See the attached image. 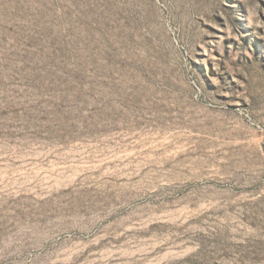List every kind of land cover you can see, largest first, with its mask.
Returning <instances> with one entry per match:
<instances>
[{
    "label": "rangeland",
    "instance_id": "obj_1",
    "mask_svg": "<svg viewBox=\"0 0 264 264\" xmlns=\"http://www.w3.org/2000/svg\"><path fill=\"white\" fill-rule=\"evenodd\" d=\"M0 264H264V0H0Z\"/></svg>",
    "mask_w": 264,
    "mask_h": 264
}]
</instances>
